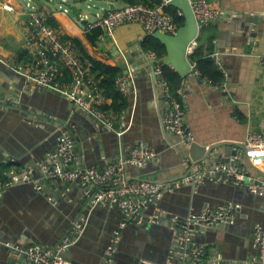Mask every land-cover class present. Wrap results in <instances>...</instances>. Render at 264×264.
<instances>
[{
  "label": "crops",
  "instance_id": "obj_1",
  "mask_svg": "<svg viewBox=\"0 0 264 264\" xmlns=\"http://www.w3.org/2000/svg\"><path fill=\"white\" fill-rule=\"evenodd\" d=\"M31 1L52 11L47 23L63 37L79 40L89 56L120 69V76L128 79L126 92L122 93L125 107L115 114L113 129H104L74 108L63 95L31 82L24 90L22 76L0 70V80L8 91L6 104H0V182L14 174L30 176L29 180L0 191V240L25 246L40 243L52 248L81 225L83 233L66 250L65 257L72 264H103L104 252L121 221L120 210L87 206V197L79 185L65 186L58 193L57 188L49 185L50 178L44 177L39 169L55 153L63 132H70L73 138L78 167L102 169L141 144L152 148L156 159L141 167L127 165L125 170L130 179L174 186L185 175L199 173L200 167L205 173L207 167L186 157L191 142L164 128L162 119L168 103L160 79L156 81L151 76V57L140 46L145 35L140 26L133 23L118 26L113 37L102 33L94 44L86 39V22L106 12L111 5L119 7L122 3L94 0L97 5L93 7L97 9L91 13L82 8L88 0ZM208 1L218 14L211 23L198 29L195 47L199 45L204 56L218 53V62L212 60L224 79L211 84L200 72H194V63L189 61L193 70L188 75L192 76H182L179 98L193 142L206 147L220 144L207 154L208 164H222L225 159L231 166L232 154L227 149L238 148L249 132L264 138V67L259 60L264 55V0ZM1 2L10 3L13 10L0 8V58L12 63L31 61V50L24 42L26 0ZM52 21L55 26L50 24ZM61 80L68 82L65 77ZM15 92L19 94L14 101L10 96ZM102 102L108 104L110 99ZM258 168L264 172V165ZM249 172L256 176V171ZM228 204L236 208L226 230L196 239L202 240L200 244L206 247L200 264H264V240L257 254L253 238L256 225L262 227L264 235V192L254 193L243 185L210 179L167 188L156 206L144 212L146 218L156 221L123 227L114 254L116 264L166 263L172 237L166 220L159 221L161 211L183 218L190 211L199 213ZM1 241L0 264L20 262L21 257L13 255Z\"/></svg>",
  "mask_w": 264,
  "mask_h": 264
},
{
  "label": "built area",
  "instance_id": "obj_2",
  "mask_svg": "<svg viewBox=\"0 0 264 264\" xmlns=\"http://www.w3.org/2000/svg\"><path fill=\"white\" fill-rule=\"evenodd\" d=\"M196 19L198 29L208 25L217 16L218 12L212 8L208 0H189ZM168 3L163 0L158 5H146L142 3L125 4L119 7L107 9L106 12L95 19L86 22L85 30L100 28L102 33L113 37L114 29L124 24H137L144 34H152L159 31L167 34H175L178 26L171 13L167 11ZM0 8L11 11L13 6L8 2H1ZM25 9L28 17L24 24L25 46L31 50L32 60L23 63H12L0 58V62L22 75L26 82L35 86L55 91L63 95L74 108L84 111L91 116L95 125L106 129H113L115 114L112 111H105L100 108L104 99L101 90L96 86L91 74L76 54L75 49L64 40L63 36L53 29L47 20L52 11L46 7L36 6L31 0H26ZM177 14L181 16L178 10ZM195 48V41L187 46V55ZM148 56L158 59L153 52ZM216 63L218 53L210 55ZM155 64V74L160 79L164 98L168 108L163 115L165 130L175 134L181 140L193 142V135L184 122V110L180 99L169 92L167 83L161 77L160 59ZM264 67V55L259 56ZM193 70V64L191 63ZM68 72L71 79L63 82L62 77ZM200 74L198 71H194ZM126 76H119L115 83L121 93L126 92ZM180 93V87L178 89ZM2 99L0 97V104ZM236 153L231 155V166L222 163L207 170L205 173H192L185 175L175 182V185L189 182L201 183L205 179L216 182L232 183L246 186L254 193L264 192V181L258 176L250 174L248 168L241 162L246 158L251 165L261 167L264 165V138L261 134L249 132L245 139L235 149ZM156 159V152L147 145L132 147L125 156L116 158L112 163L102 169L96 167H78L75 165V151L72 139L67 132L58 137L56 151L51 158L39 165L42 175L46 178H58L63 181L74 183L83 188L86 197L90 198L93 206L101 205L108 208H118L121 213V221L113 231L110 244L105 250L107 263L117 249L120 231L126 225L140 224L145 219L144 212L150 204L156 205L163 191L174 186L160 185L147 180L130 179L125 170L127 165L141 167ZM259 169V168H258ZM30 179L28 174L20 177L21 181ZM19 178L13 175L9 180L0 182V191L5 187L17 182ZM236 205H220L213 210L204 212L190 211L181 218L175 214L161 211L171 215L170 222L179 226L181 235H174L176 228H173L172 243L180 246L182 250L176 258V264H200L205 255V248L202 244L193 239L194 227H211L218 223H226L230 220L231 214ZM152 221L153 218H149ZM83 233V226L74 227L62 240L52 248H46L40 243H33L28 246L14 245L9 242H1L12 252L13 255L21 257L23 262L11 264H72L66 257V250L74 245ZM264 235L261 226H254V242L263 246ZM175 242H180L176 244ZM169 258H172L171 256ZM168 258L167 264H174Z\"/></svg>",
  "mask_w": 264,
  "mask_h": 264
},
{
  "label": "water",
  "instance_id": "obj_3",
  "mask_svg": "<svg viewBox=\"0 0 264 264\" xmlns=\"http://www.w3.org/2000/svg\"><path fill=\"white\" fill-rule=\"evenodd\" d=\"M165 1H167L168 5L178 9L181 12V15L183 17V23L181 26H179L177 28L175 34L170 35L167 33L155 31L151 34V36L156 38L157 40H159L165 47V54L161 58V61L164 64L171 65L173 67V69L179 75H181V76L186 75L185 77H191L192 75H188V72L191 70V64L188 60V55H187L186 51H187L188 44L191 41L195 40L197 35H198V25H197L196 19L194 17L190 1L189 0H165ZM112 7H113V5L110 6V8H112ZM138 54H140V56L143 58L142 50H139ZM124 56L126 57V55H124ZM158 61H159L158 59H154V58L149 59V62L151 63V66H150L151 76L156 81H158V79H157L158 77L155 74V64ZM3 69L4 70L7 69L13 73H16L12 69H10L6 65H4L2 62H0V70H3ZM16 74H18V73H16ZM20 76H22V75H20ZM23 79H24V77H23ZM24 84H25L24 90H26L28 88L29 82L26 83L25 79H24L23 85ZM7 93H8V91H6V89L3 85V82L0 80V97L2 99V103H4V104H6L7 99H8V98H5V95ZM13 94H14L13 97H12V95L10 97L15 101L16 100L15 97L17 98L19 92H15ZM82 112L85 113L84 111H82ZM87 116L89 119H91L93 122H95L91 116H89V115H87ZM67 134L71 138L70 132ZM170 134H172V133H170ZM172 135H174V134H172ZM71 139L73 141V138H71ZM219 146H220V144H215V145H210L209 147H206V146L200 145L196 142H191L187 148L186 157H189L191 160H193L196 163L201 162L203 165H205L207 167L206 168L207 170H211V169H214L217 162L208 164L206 157H207L208 153H211V151L213 149H215ZM227 150H228L227 152H229L231 154L236 153V150H231L230 148ZM221 161H223V163L227 164V161L225 159L221 160ZM241 163L243 166H246L248 168V170H254V172L256 171V176H258L260 179H262L264 181V172L263 171H261L260 169H258L255 166L251 165L250 162L246 158H244V161ZM202 170H203V167H200L199 171L201 172ZM14 175H16L19 178V180L17 182H14L13 184L21 183V180H20L21 176L17 175V174H14ZM230 184H232V183H230ZM49 185L52 188H57L58 193H59L60 190L62 188H64L65 186L75 185V184L72 182L69 183V182L63 181L61 179L54 178V179L49 180ZM86 200H87V202H86L87 206H89V207L93 206L90 202V198L87 197ZM154 206H156V205L150 204L148 206L147 210L154 208ZM147 213H149V212H147ZM158 214H159V212H158ZM160 214H161L160 215L161 218L159 219V221H161L163 219L166 220V225H167L168 229L170 230L171 237L173 236V228H176V232L174 233V235H181L182 234V230L179 228L178 225L174 226L171 224V222H170L171 215L163 214L162 212ZM152 221H156V219H153ZM147 222H150V221L148 220V218L145 217L143 223H147ZM227 223H228V221L226 223H218V224H215L214 226L206 227V228L200 227V226H195L194 227L195 234L193 236V239L196 240L197 238H201L202 236H206V234H209L211 232H216V230H226ZM129 225L134 226V225H138V224H129ZM253 238H254V233H253ZM198 242L202 243V240H199ZM175 243L178 245L180 244V242H175ZM19 246L23 247L25 245L19 244ZM255 247L257 249L256 252L258 254L260 251L259 250L260 246L257 243H255ZM204 248L206 250V247H204ZM168 250L169 251H167V252H168L169 256L167 257V259L171 256L172 258H169V259L171 261H173L174 257H176V258L179 257V253L182 250V248L180 246L173 245V243L171 242L168 246ZM114 254L115 253H113L111 258H110L112 261L110 263H107L106 255L104 252L105 262H103V264H116V262L114 260ZM21 262H23V259L21 260ZM176 263H174V264H176ZM140 264H145V263L143 261H141ZM165 264H167V263H165Z\"/></svg>",
  "mask_w": 264,
  "mask_h": 264
},
{
  "label": "trees",
  "instance_id": "obj_4",
  "mask_svg": "<svg viewBox=\"0 0 264 264\" xmlns=\"http://www.w3.org/2000/svg\"><path fill=\"white\" fill-rule=\"evenodd\" d=\"M122 5L125 4H137L142 3L146 5H158L163 0H116ZM167 11L171 13L174 17V20L177 26H181L183 23L182 15L177 14L178 9L168 5ZM55 26V23L52 21L50 24ZM86 25V24H85ZM84 25V26H85ZM102 35L100 28H93L85 32V37L88 42L94 44L96 40ZM64 40L69 41L72 47L75 49L77 56L82 61L83 65L86 67L89 74L93 75V81L96 86L101 90L104 100L110 99V103L102 104L100 108L105 111H112L114 114L117 112L123 111L125 107V98L118 89L115 81L121 75V71L118 67L105 64L97 59L92 58L88 55L87 51L84 48V45L77 39H72L67 36L63 37ZM140 46L142 50L147 52H153L158 59H161L165 54L164 45L152 37L151 34H145ZM190 62L194 63V68L196 71L200 72L201 75H204L211 84H219L223 82V73L220 68L214 63L209 56H204L201 53V48L199 45H196L192 53L188 55ZM161 77L167 83L169 92L172 96L180 99L178 94V89L182 81V76L179 75L173 68L164 64L160 61ZM66 78L68 81L71 79L70 74L66 71L62 77L59 79ZM1 181V179H0ZM2 183V182H1Z\"/></svg>",
  "mask_w": 264,
  "mask_h": 264
},
{
  "label": "rangeland",
  "instance_id": "obj_5",
  "mask_svg": "<svg viewBox=\"0 0 264 264\" xmlns=\"http://www.w3.org/2000/svg\"><path fill=\"white\" fill-rule=\"evenodd\" d=\"M87 4H89V7H87ZM94 5H97L96 1L88 0V2L82 4V8H83V10H85L87 12L94 13L97 9V8L93 7Z\"/></svg>",
  "mask_w": 264,
  "mask_h": 264
}]
</instances>
